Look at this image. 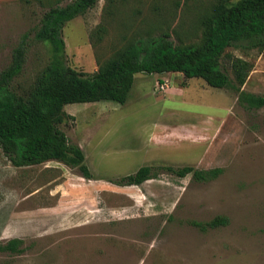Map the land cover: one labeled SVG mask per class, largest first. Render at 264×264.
<instances>
[{"label": "rangeland", "instance_id": "374dc122", "mask_svg": "<svg viewBox=\"0 0 264 264\" xmlns=\"http://www.w3.org/2000/svg\"><path fill=\"white\" fill-rule=\"evenodd\" d=\"M73 1L0 0V71L28 35L14 85L29 87L49 62V46L34 40L43 14ZM237 1L98 0L65 24V63L92 74L129 42L164 33L199 44L215 5ZM234 57L252 65L242 89L264 95V51L228 48L220 62L230 77ZM135 76L122 105L63 109L58 128L92 179L55 161L17 168L0 149V244L20 239L24 249L0 252V264H264V108L247 111L233 91L177 73ZM186 166L222 173L197 182L177 176ZM217 217L227 224L191 225Z\"/></svg>", "mask_w": 264, "mask_h": 264}, {"label": "trees", "instance_id": "16d2710c", "mask_svg": "<svg viewBox=\"0 0 264 264\" xmlns=\"http://www.w3.org/2000/svg\"><path fill=\"white\" fill-rule=\"evenodd\" d=\"M97 1L74 0L63 7H51L43 14L34 40L49 46L50 58L29 87L14 85L24 70L27 34L13 49L10 63L0 71V149L14 167L55 161L76 169L83 179H92L82 150L71 144L58 128L66 118L63 109L69 104L104 101L122 105L128 99L136 74L177 73L187 80L201 79L211 88L236 93L238 104L247 111L264 108V95L242 89L252 65L241 58H231L230 77L220 62L228 48L264 51V0L215 5L204 22L199 44L175 45L166 33L147 36L113 52L98 64L96 72L80 73L65 63L62 30L66 23L84 15ZM102 28L99 26L100 33ZM172 170L166 167V171ZM175 173L181 178L191 174L194 181L208 182L216 179L222 170L202 171L186 166ZM132 181L131 175L114 184L127 185ZM226 224L227 219L222 217L205 224L191 222L200 231ZM22 245V240L11 239L0 244V252L21 253Z\"/></svg>", "mask_w": 264, "mask_h": 264}, {"label": "built area", "instance_id": "2783aa9c", "mask_svg": "<svg viewBox=\"0 0 264 264\" xmlns=\"http://www.w3.org/2000/svg\"><path fill=\"white\" fill-rule=\"evenodd\" d=\"M157 88L160 92H165L168 89V86L166 82L161 84L158 83Z\"/></svg>", "mask_w": 264, "mask_h": 264}, {"label": "crops", "instance_id": "0c3cea01", "mask_svg": "<svg viewBox=\"0 0 264 264\" xmlns=\"http://www.w3.org/2000/svg\"><path fill=\"white\" fill-rule=\"evenodd\" d=\"M135 78H136V76H135ZM135 78H134V80H135Z\"/></svg>", "mask_w": 264, "mask_h": 264}]
</instances>
